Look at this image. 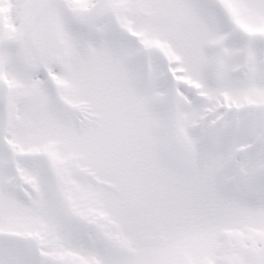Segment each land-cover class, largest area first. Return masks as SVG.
Instances as JSON below:
<instances>
[{
    "label": "snow or ice",
    "instance_id": "6c2138e0",
    "mask_svg": "<svg viewBox=\"0 0 264 264\" xmlns=\"http://www.w3.org/2000/svg\"><path fill=\"white\" fill-rule=\"evenodd\" d=\"M0 264H264V0H0Z\"/></svg>",
    "mask_w": 264,
    "mask_h": 264
}]
</instances>
